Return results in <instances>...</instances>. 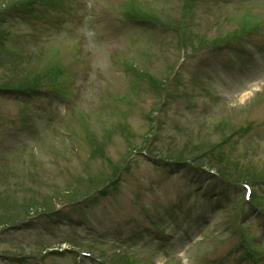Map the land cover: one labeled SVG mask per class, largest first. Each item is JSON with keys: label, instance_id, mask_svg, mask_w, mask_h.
Listing matches in <instances>:
<instances>
[{"label": "rangeland", "instance_id": "1", "mask_svg": "<svg viewBox=\"0 0 264 264\" xmlns=\"http://www.w3.org/2000/svg\"><path fill=\"white\" fill-rule=\"evenodd\" d=\"M246 182L264 201V0H0V264H250Z\"/></svg>", "mask_w": 264, "mask_h": 264}, {"label": "trees", "instance_id": "2", "mask_svg": "<svg viewBox=\"0 0 264 264\" xmlns=\"http://www.w3.org/2000/svg\"><path fill=\"white\" fill-rule=\"evenodd\" d=\"M9 51L8 52H10L11 53V55L12 56H14V57H20V55H21V52H18V53H14L12 50H10V49H8ZM56 76V75H55ZM19 91H21L20 89H14V90H5L4 91V95L6 96V95H10V97H11V94H14V96H16V98H18L17 96H18V94H19ZM134 258V257H133ZM135 260H136V258H134Z\"/></svg>", "mask_w": 264, "mask_h": 264}]
</instances>
